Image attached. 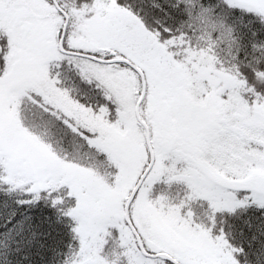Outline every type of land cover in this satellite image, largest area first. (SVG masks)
<instances>
[{"label":"snow or ice","instance_id":"obj_1","mask_svg":"<svg viewBox=\"0 0 264 264\" xmlns=\"http://www.w3.org/2000/svg\"><path fill=\"white\" fill-rule=\"evenodd\" d=\"M0 264H264V0H0Z\"/></svg>","mask_w":264,"mask_h":264}]
</instances>
